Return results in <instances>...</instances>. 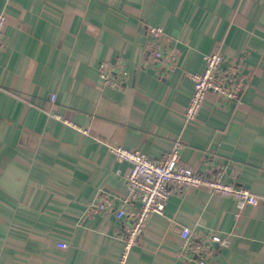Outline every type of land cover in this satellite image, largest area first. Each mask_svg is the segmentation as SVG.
<instances>
[{"label":"crops","instance_id":"obj_1","mask_svg":"<svg viewBox=\"0 0 264 264\" xmlns=\"http://www.w3.org/2000/svg\"><path fill=\"white\" fill-rule=\"evenodd\" d=\"M0 13V264H119L115 234L133 220L116 212L139 204L126 202L130 164L104 141L149 158L179 142L181 163L259 197L240 208L205 188L172 187L127 264H197L182 252L183 228L211 244L205 264H264V0H0ZM150 27L164 30L175 70L147 52ZM217 52L246 88L238 103L209 93L187 122L189 75ZM103 65L125 73L121 90Z\"/></svg>","mask_w":264,"mask_h":264},{"label":"built area","instance_id":"obj_2","mask_svg":"<svg viewBox=\"0 0 264 264\" xmlns=\"http://www.w3.org/2000/svg\"><path fill=\"white\" fill-rule=\"evenodd\" d=\"M7 19L4 13H0V46ZM149 41L146 50L153 60L160 65L167 61L166 70L176 69L175 53L168 50L161 43L164 30L160 27H150L148 29ZM205 68L201 73L190 74L193 81V91L189 103L184 111V119L187 122L195 121L203 108L205 99L209 93H214L219 97L238 103L246 88L245 77L238 72L235 62L228 61L226 55L221 52L205 55ZM101 76L105 82L119 90L124 87L125 73H115L111 68L103 65ZM52 101L55 95L51 97ZM52 118L60 120L69 126L81 130L77 125L64 119L61 115L53 113ZM83 133H88L84 129ZM109 152L118 159L130 164V170L125 180L127 191L126 202L139 204L136 213H128L124 209H118L116 217L123 220L132 217V224L126 232L118 231L115 238L124 244L119 264H127L131 249L137 244L139 237L144 233L147 222L153 215H163L167 201L171 194V188H205L217 195L229 197L236 200L240 208L246 205H257L259 197L249 189L229 183L221 177H214L198 173L191 167L186 166L180 161L181 144L175 142L172 149L162 157L149 158L140 150H131L122 145H115L109 141H104ZM108 202L104 201L99 205L93 206L90 213H98L106 210ZM182 252L185 254H195L197 264H205L207 254L212 249L211 244L204 241H194L192 231L189 228L181 230ZM218 243L222 246L227 245V240L219 236H213L210 243ZM61 248L66 245L61 244Z\"/></svg>","mask_w":264,"mask_h":264}]
</instances>
